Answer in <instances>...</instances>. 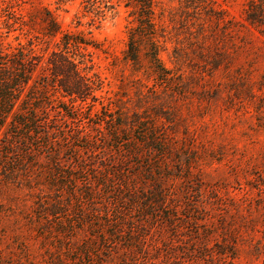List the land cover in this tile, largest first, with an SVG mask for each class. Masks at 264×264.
<instances>
[{
	"label": "trees",
	"instance_id": "16d2710c",
	"mask_svg": "<svg viewBox=\"0 0 264 264\" xmlns=\"http://www.w3.org/2000/svg\"><path fill=\"white\" fill-rule=\"evenodd\" d=\"M156 3L124 0L131 21L119 89L134 93L122 91L98 111L92 108L101 83L76 55L93 45L60 31L49 11L39 18L43 35L59 40L44 58L32 43H0V240L15 245L7 264H199L209 258L202 243L191 252L197 258H180L174 241L163 239L187 213L201 210L202 181L195 182L194 204L191 175L198 167L184 114L197 84L160 60L165 32ZM192 9L198 21L212 10L208 0ZM244 14L264 32V0L248 1ZM224 22L216 17L213 25ZM218 67L215 62L210 74ZM193 228L197 237L198 224Z\"/></svg>",
	"mask_w": 264,
	"mask_h": 264
},
{
	"label": "rangeland",
	"instance_id": "374dc122",
	"mask_svg": "<svg viewBox=\"0 0 264 264\" xmlns=\"http://www.w3.org/2000/svg\"><path fill=\"white\" fill-rule=\"evenodd\" d=\"M248 1L208 0L212 10L202 11L199 21L192 9L197 0L156 3V21L165 32L160 60L174 74L197 84L184 114L193 143L189 153L198 167L191 175L192 203L197 199L195 182L202 181L201 210L187 213L189 217H182L175 232L164 233L163 239L174 241L180 258H197L191 252L204 244L209 258L199 259V264H264V32L246 23ZM45 10L60 31L93 45L76 53L91 80L101 83L93 111L122 91L133 96L134 89H119L127 74L121 58L131 21L124 0H0L1 47L32 43L44 58L59 40L43 35L39 18ZM185 15L189 17L183 22ZM220 16L225 22L214 26ZM215 62L219 67L210 74ZM13 249L10 240H0V264L12 260Z\"/></svg>",
	"mask_w": 264,
	"mask_h": 264
}]
</instances>
